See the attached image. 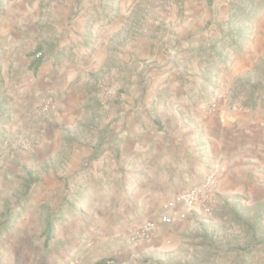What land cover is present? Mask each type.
<instances>
[{
  "label": "rangeland",
  "instance_id": "rangeland-1",
  "mask_svg": "<svg viewBox=\"0 0 264 264\" xmlns=\"http://www.w3.org/2000/svg\"><path fill=\"white\" fill-rule=\"evenodd\" d=\"M33 13L35 19L29 16ZM17 16L21 29L13 26ZM81 45L103 53L102 64L84 86L89 97L81 117L72 119L60 142L44 154L35 148L37 136L16 146L24 149L18 151L23 158L9 175L0 207H34L31 231L35 238L48 237L46 249L73 232L91 236L99 261L108 263L105 242L114 234L110 228L116 230L110 217L130 207L126 202L137 184L120 174L125 104L137 105L155 66L165 64L176 68L177 77L183 67V83L195 82L193 70L199 69L210 113L264 109V0H0V63L10 62L0 70L2 85L26 69L78 60L75 49ZM15 62L24 68L19 73ZM56 104L49 94L43 110L52 113ZM198 213L183 229L181 258L172 264H264L263 172L256 185L217 194L211 212ZM94 221L95 229L90 228ZM148 221L155 222L129 229L125 238L128 253L145 261L144 241L156 230L149 237L140 235Z\"/></svg>",
  "mask_w": 264,
  "mask_h": 264
},
{
  "label": "crops",
  "instance_id": "crops-1",
  "mask_svg": "<svg viewBox=\"0 0 264 264\" xmlns=\"http://www.w3.org/2000/svg\"><path fill=\"white\" fill-rule=\"evenodd\" d=\"M29 16L36 18L34 13ZM13 26L21 29V18L15 17ZM75 55L79 59L73 62L26 69L21 76L0 83V199L9 190V175L23 158L18 151L24 149L16 150V146L37 136L39 143L35 148L44 154L51 144L60 142L61 133L71 126L70 121L80 119V108L89 97L84 86L102 64L103 53L98 49L90 52L81 45L75 49ZM8 64L1 62L0 70L7 69ZM155 67L141 100L137 105L125 104L120 117L124 137L120 146L125 154L120 174L123 180L137 179V184L126 202L130 207H122L110 217V225L116 230L110 228L114 234L105 242L108 264L177 262L181 258L178 248L183 245V229L200 214L190 210L172 224L163 223L162 216L177 212L175 196L210 174L214 175L216 193L222 194L256 185L260 172L264 173L263 108H222L217 114L210 113L201 93L203 77L199 69H191L197 72L195 82L183 83V67L178 68V77L171 65ZM21 68L24 69L22 64L15 62L17 73ZM142 68L143 62L137 71ZM49 94L57 101L52 113L43 110ZM42 154L38 151V156L43 157ZM33 209L0 207V260L9 261L5 264H95L102 258L93 238L79 231L58 236L60 244L46 249L43 245L48 237L35 238L31 231ZM146 220L156 223L155 232L144 241L147 261L131 256L125 246L129 239L126 232ZM92 227L95 229L96 221L90 224Z\"/></svg>",
  "mask_w": 264,
  "mask_h": 264
},
{
  "label": "built area",
  "instance_id": "built-area-1",
  "mask_svg": "<svg viewBox=\"0 0 264 264\" xmlns=\"http://www.w3.org/2000/svg\"><path fill=\"white\" fill-rule=\"evenodd\" d=\"M216 196L214 175L210 174L204 181L179 193L175 197V203L180 206L179 209L172 215L162 216V222L172 224L177 218H183L190 210L211 212L216 202ZM155 227V222L148 221L142 225L139 233L143 237H149Z\"/></svg>",
  "mask_w": 264,
  "mask_h": 264
},
{
  "label": "trees",
  "instance_id": "trees-1",
  "mask_svg": "<svg viewBox=\"0 0 264 264\" xmlns=\"http://www.w3.org/2000/svg\"><path fill=\"white\" fill-rule=\"evenodd\" d=\"M95 264H108V263L105 262V261H98V262H96Z\"/></svg>",
  "mask_w": 264,
  "mask_h": 264
}]
</instances>
